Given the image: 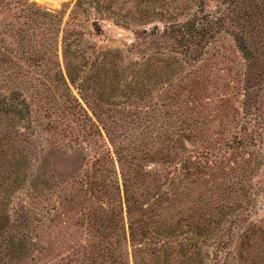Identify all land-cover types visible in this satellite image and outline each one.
<instances>
[{"label": "rangeland", "instance_id": "rangeland-1", "mask_svg": "<svg viewBox=\"0 0 264 264\" xmlns=\"http://www.w3.org/2000/svg\"><path fill=\"white\" fill-rule=\"evenodd\" d=\"M135 262L264 264V0H0V264Z\"/></svg>", "mask_w": 264, "mask_h": 264}, {"label": "trees", "instance_id": "trees-1", "mask_svg": "<svg viewBox=\"0 0 264 264\" xmlns=\"http://www.w3.org/2000/svg\"><path fill=\"white\" fill-rule=\"evenodd\" d=\"M46 14H48V12H46ZM167 30V29H166ZM170 31V35L174 36V39L178 42L179 40L184 41L185 43H191L192 40L191 39H195V37H197L199 35V31L197 26L192 22V21H188L183 25H179V27H175V26H170L168 28V32ZM192 37V38H191ZM66 72H67V77L68 80L66 78V76L62 73L61 75V80L63 81V84L66 86V88L69 90L70 86H69V81L71 83H75L76 81V77L74 76L73 72H71L70 67L68 64H66ZM28 113H30V107L28 105ZM95 115V112H93ZM116 156L118 157V155L120 154V148H118L116 150ZM142 173L141 171L137 172V177L142 178ZM85 186L86 189L88 190V192L90 194L95 193L94 192V183L91 182L90 180L84 182L82 184V186ZM131 185V180L129 178V176L124 175L122 176V192L124 195V203H125V207H126V221L128 222V234L131 238V240L135 239L137 237V235H142V233H144L143 229L139 228V224H140V218L144 216L147 219H152V215L154 214L153 212V208L151 207L150 204H148L145 208L142 206V202L139 201V197H141L144 193H140L139 196H134L132 195L131 191L129 190V186ZM148 192L145 191V194H147ZM95 219V217L93 216V220ZM135 264H138V262H135Z\"/></svg>", "mask_w": 264, "mask_h": 264}]
</instances>
